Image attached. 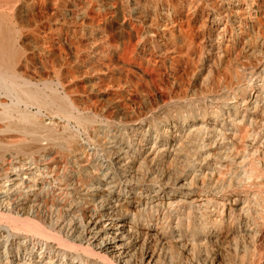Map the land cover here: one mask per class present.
Segmentation results:
<instances>
[{
  "label": "bare ground",
  "instance_id": "1",
  "mask_svg": "<svg viewBox=\"0 0 264 264\" xmlns=\"http://www.w3.org/2000/svg\"><path fill=\"white\" fill-rule=\"evenodd\" d=\"M0 264H264V0H0Z\"/></svg>",
  "mask_w": 264,
  "mask_h": 264
}]
</instances>
